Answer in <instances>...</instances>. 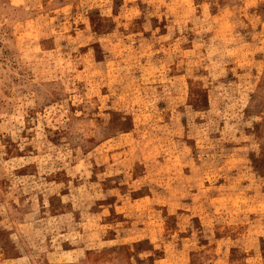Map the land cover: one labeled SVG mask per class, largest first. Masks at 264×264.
<instances>
[{"label":"rangeland","instance_id":"374dc122","mask_svg":"<svg viewBox=\"0 0 264 264\" xmlns=\"http://www.w3.org/2000/svg\"><path fill=\"white\" fill-rule=\"evenodd\" d=\"M0 264H264V0H0Z\"/></svg>","mask_w":264,"mask_h":264}]
</instances>
